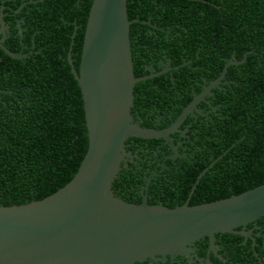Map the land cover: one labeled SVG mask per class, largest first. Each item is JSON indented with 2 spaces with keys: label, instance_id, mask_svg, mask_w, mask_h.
Returning a JSON list of instances; mask_svg holds the SVG:
<instances>
[{
  "label": "trees",
  "instance_id": "trees-1",
  "mask_svg": "<svg viewBox=\"0 0 264 264\" xmlns=\"http://www.w3.org/2000/svg\"><path fill=\"white\" fill-rule=\"evenodd\" d=\"M92 1L53 0L59 6L73 8H42L38 13L41 20H48L54 11L60 17L58 25L45 30L46 37L36 35V50L40 52L33 51L29 61L12 58L0 48V205L39 200L55 192L73 178L87 152L83 98L71 71L69 55L79 68ZM207 1L229 8H215L205 0L127 1L129 20L137 19L130 25L136 76L149 74L145 66L167 54L174 64H183L174 70V81L178 91L190 100L192 87L202 79L203 69L207 71L203 75L213 79L221 74L233 50L238 58L253 46L261 53L255 47L259 34L249 31L245 22L255 19L264 28V0H243L248 5L255 1L254 6H261L255 8L251 18L245 9L235 8V0ZM26 38L32 44L31 34L27 35L25 28L23 36L15 28L5 44L10 50L21 52L19 47ZM249 57V61H255L254 54ZM188 59L192 62L184 63ZM229 69L224 80L238 81L233 66ZM168 80H172L171 76L163 74L136 83L135 108L141 114L157 96L163 106L170 102L173 89H169ZM233 81L226 84L227 92H217L220 103H225L222 115L226 119L219 121L217 129L206 125V131L214 132L203 141L206 159L196 165H182L183 169L174 175L153 179L148 189L151 204L162 203L172 208L184 204L189 197L190 204H200L264 183V89L254 90ZM155 86L159 87L158 92H154ZM219 156L222 157L203 174L192 192L199 173ZM144 183L139 172L122 167L113 190L127 201L141 202L139 189ZM256 221L264 234V216ZM216 237V243L228 250L230 259L236 263L250 261L249 250L242 243L244 237L233 233H217ZM256 241L260 256L262 237ZM198 242L207 245L208 238ZM247 244L251 246L252 239ZM254 251L252 261L257 260ZM163 263L149 260L142 264Z\"/></svg>",
  "mask_w": 264,
  "mask_h": 264
},
{
  "label": "water",
  "instance_id": "water-1",
  "mask_svg": "<svg viewBox=\"0 0 264 264\" xmlns=\"http://www.w3.org/2000/svg\"><path fill=\"white\" fill-rule=\"evenodd\" d=\"M127 1H92L79 68L69 55L83 98L87 152L73 178L55 192L39 200L0 205V264L166 262L194 256V244L206 238L209 250L216 252L217 233L247 239L252 235L248 224L264 216V183L200 204H190L189 197L172 208L151 204L147 194L141 202L115 195L113 182L132 156L127 139L163 138L176 150L171 132L180 123L157 129L134 121L135 85L156 73L135 75ZM0 21L4 24L3 16ZM5 28L0 29L5 35L0 48L12 58L25 57L6 47ZM221 157L199 173L192 192ZM206 261L214 264L210 257Z\"/></svg>",
  "mask_w": 264,
  "mask_h": 264
},
{
  "label": "flooded vegetation",
  "instance_id": "flooded-vegetation-1",
  "mask_svg": "<svg viewBox=\"0 0 264 264\" xmlns=\"http://www.w3.org/2000/svg\"><path fill=\"white\" fill-rule=\"evenodd\" d=\"M205 1L208 2L207 0ZM219 1L223 2V0ZM224 1L230 3V0ZM235 2L238 3L235 8L245 9L249 18H251L250 15L254 13L253 11H256L255 8H261V6H254L255 1H251V5H248L247 1L243 0H235ZM208 3L214 5L215 8H229V6L222 5L216 1H209ZM262 6V8H264V5ZM42 8L73 7L65 5L59 6L55 4L53 0H0V17L3 16L4 19V24L0 21V29L4 26L6 27L4 44L8 42L9 38L13 35V30L15 28L19 29L20 35L22 36L23 28L26 29L27 35L31 34L33 39L32 44L31 40L26 38L25 41L21 42V46L19 47L21 53L25 54L23 58L27 61H29L33 51H35V53L40 52L36 50L37 45L35 42L36 40H34L36 35L38 34V38H41V36L46 37V35L43 34L45 30L51 25H58L56 21L60 15H58L57 11H54L53 16L49 17L48 20H41L38 13H40L39 11ZM135 20H132V22ZM43 23L46 25L44 28H42ZM245 24L249 31L251 30L254 34H259L257 39L258 44H255V47H258L261 53H257L253 46V48L245 51V53L238 58L235 50H233L230 57L226 60L221 74L213 79L207 78L205 76V72L207 71L203 69V74L205 75L202 74V79L196 80V86L192 87L193 97L190 100H187V96H183L182 91H178L176 87L177 82L174 81V70L178 69L183 64H174V60L171 56L163 54V56L153 60L145 66V68L149 70V74L156 73L152 78L163 74H165L166 77L171 76L172 80H168L167 83H170L169 89H173V91H171L172 95L169 103H165L163 106V104L159 102L160 96H157V100L155 99L153 102L151 100L148 107L142 110L143 114L140 113L139 109L135 108L136 103L134 102V121L142 126L157 129L170 127L179 120L180 123L177 129L175 128L176 130L171 132V137L177 148L176 150L171 147L170 142L163 138H152L149 139V141L142 142L135 139L136 137H131L128 138L130 139L128 142L126 141V148L128 151L132 152V156L127 157V161L124 162L123 167L133 169L134 172H139L140 175H142L145 181L141 189H139L142 198L144 194H147V197L149 196L148 189L153 179H158L160 175L166 177H168L169 174L174 175L179 172V170L183 169L181 167L182 165H188L189 163L196 165L206 159L207 151L204 150V145L206 144H203V141L214 133L212 130L206 131V125L210 128L217 129L220 125L219 121L221 119L222 121L226 119V117L222 115V109L225 103H220L221 97L217 95V92H227L226 84L233 81L224 80L227 72L230 70L229 67L233 66L234 77L238 79V81L233 82L253 87L254 90L258 87L264 89V28L262 29L255 19H250V21H246ZM4 36L5 35L0 34V39L4 38ZM246 39L248 41L250 40L249 38ZM244 41L245 39H243V42ZM235 45L234 42V45H232L233 48ZM250 54L256 56L255 61H249ZM187 62H192V60L188 59L184 61V63ZM224 70H226V72L222 75ZM200 73L202 72L200 71ZM215 81H217L216 84H214ZM196 87L200 89L197 90ZM153 89L154 92L156 90V92L159 91V87L155 86ZM229 103H233V100H230ZM250 224H248L247 230H251L252 235L247 239L243 238L242 241L243 246L249 250V254H247L250 261L248 260L246 263H236L234 260L230 259L228 250L218 243H216L218 246L215 252L209 250V243L205 245L203 242H196L194 244L196 248L194 256H176L174 259H168L163 264H167L168 261L169 264H209L206 261L208 257H210L214 264H264V234L260 231V226L257 221L251 222ZM257 237H262L263 242L260 256L258 252H256V246L259 245V242L256 241ZM249 239H252L251 246L247 244ZM252 250H255L254 252L257 256V260L252 261ZM247 254H244V257H247Z\"/></svg>",
  "mask_w": 264,
  "mask_h": 264
}]
</instances>
